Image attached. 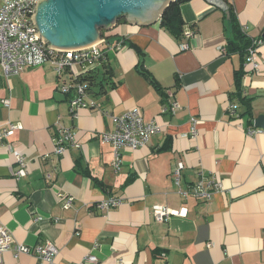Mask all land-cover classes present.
<instances>
[{"label": "crops", "instance_id": "1", "mask_svg": "<svg viewBox=\"0 0 264 264\" xmlns=\"http://www.w3.org/2000/svg\"><path fill=\"white\" fill-rule=\"evenodd\" d=\"M227 1L243 33L262 41L257 71L240 54L223 53L231 37L224 11L206 0L180 4L178 38L157 15L147 25L124 17L100 30L93 44L102 43L114 87L89 95L74 116L48 64L10 78L0 71V133L21 126L0 140V224L12 238L2 264H81L87 255L95 264H264V131L253 125L264 116V0ZM186 30L188 49L179 51ZM238 90L250 100L251 117ZM172 103L179 109L163 113ZM134 109L160 132L144 147L121 151L114 170L102 135ZM60 130L71 132L78 147L58 156L52 139ZM14 153L26 164L18 180ZM199 174L221 184L207 202L191 192ZM110 198L121 203L97 208ZM154 206L181 214L158 223ZM45 242L58 250L50 263L14 257L15 246Z\"/></svg>", "mask_w": 264, "mask_h": 264}, {"label": "built area", "instance_id": "2", "mask_svg": "<svg viewBox=\"0 0 264 264\" xmlns=\"http://www.w3.org/2000/svg\"><path fill=\"white\" fill-rule=\"evenodd\" d=\"M40 0H0V71L4 78L15 77L27 68L37 67L42 64L51 66L53 72L58 78L57 90L67 95L69 111L74 116L75 111L85 106L87 94L86 86L83 84H73L71 78H76L81 73L94 70L99 60L104 59L103 50L100 48L102 43L93 44L77 49H56L51 47L42 39L36 29L34 14L37 3ZM191 32L186 30L179 44V51L188 49L185 42L190 39ZM262 41L253 42L245 57V65L252 71L258 70L256 62L257 49ZM80 66L81 72H74V67ZM67 76V80L64 77ZM8 102H5L7 104ZM179 109L176 103L170 104L168 108L162 110L165 112H174ZM229 113L235 114V106L228 107ZM115 128L113 131L103 134L102 140L109 144L113 151L114 160L112 168L119 170L121 164L120 152L124 150H137L144 147L149 138L160 132L159 126L154 122H145L139 110L134 109L120 118H114ZM191 134L195 135L194 124ZM21 129L16 124H8L0 133V140L10 137L15 130ZM249 134L256 131L249 130ZM54 153L61 156L68 147L77 148L73 134L66 130H60L52 139ZM16 171L13 173L16 180L26 175V164L24 157L14 153ZM181 165L175 170L174 180L179 182ZM221 190L220 182L214 177H206L199 174L198 181L191 188L192 194L205 202L209 201L214 192ZM70 199L64 200L63 206L67 209L70 206ZM121 202L118 199H107L97 205L99 209H109L117 207ZM153 218L156 222H166L171 216H180V212H171L167 207L154 206L152 208ZM38 221L41 218L37 219ZM12 246V238L8 231L0 224V264H2V255L9 251ZM19 254L32 255L44 262L50 263L58 254L56 246L51 242H45L42 246L28 248L22 245L15 246L14 257ZM96 258L87 255L81 264H95Z\"/></svg>", "mask_w": 264, "mask_h": 264}, {"label": "water", "instance_id": "3", "mask_svg": "<svg viewBox=\"0 0 264 264\" xmlns=\"http://www.w3.org/2000/svg\"><path fill=\"white\" fill-rule=\"evenodd\" d=\"M175 0H40L34 22L42 39L56 49H77L100 39V30L109 29L120 18L130 24L147 25L159 18ZM222 11L220 0H206ZM155 19V20H154ZM264 131V116L254 120Z\"/></svg>", "mask_w": 264, "mask_h": 264}, {"label": "trees", "instance_id": "4", "mask_svg": "<svg viewBox=\"0 0 264 264\" xmlns=\"http://www.w3.org/2000/svg\"><path fill=\"white\" fill-rule=\"evenodd\" d=\"M188 0H175L170 3L168 7L162 12L160 17V24L171 31L177 38L181 36L182 19L180 15V4ZM226 9L224 10V26L228 27L231 33V37L227 40L223 53L229 55L231 53H238L244 59L251 48L253 41L248 38L243 31L236 24L234 10L227 0H223ZM264 41V36L262 39ZM124 44V42H122ZM245 61V60H244ZM243 61V62H244ZM112 70L109 65L106 64L105 59L99 60L98 66L89 72H83L76 78H71L70 82L73 84H83L86 86L87 96H98L106 92V86L113 88L114 84L110 82L112 78ZM142 75H145L142 73ZM239 84V75H237V85ZM241 97V92L235 93ZM242 105L246 108L244 114L251 117L249 102L250 100L243 97L239 98Z\"/></svg>", "mask_w": 264, "mask_h": 264}]
</instances>
